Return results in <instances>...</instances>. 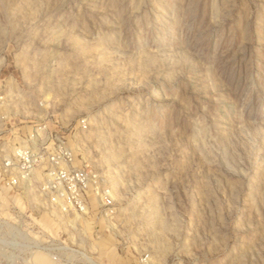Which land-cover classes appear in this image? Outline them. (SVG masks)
I'll return each instance as SVG.
<instances>
[{
    "label": "rangeland",
    "instance_id": "obj_1",
    "mask_svg": "<svg viewBox=\"0 0 264 264\" xmlns=\"http://www.w3.org/2000/svg\"><path fill=\"white\" fill-rule=\"evenodd\" d=\"M22 148L0 264H264V0H0V158ZM58 148L83 210L42 189Z\"/></svg>",
    "mask_w": 264,
    "mask_h": 264
},
{
    "label": "built area",
    "instance_id": "obj_2",
    "mask_svg": "<svg viewBox=\"0 0 264 264\" xmlns=\"http://www.w3.org/2000/svg\"><path fill=\"white\" fill-rule=\"evenodd\" d=\"M11 155L13 156L10 157ZM11 155L5 159L0 158V180H3L6 186L16 187L20 181L35 175V171L38 170L37 167H33V159L36 160L38 157L39 160L42 155L24 148L14 149ZM51 156H53V162L49 157V164L41 172L42 189L51 193L49 198L55 206L70 205L73 207L76 205L79 209L82 207L83 210L89 202V195L86 191L90 184V178L82 169L72 170L66 167L63 163L68 164L71 160L59 148ZM64 206L61 208H65Z\"/></svg>",
    "mask_w": 264,
    "mask_h": 264
},
{
    "label": "bare ground",
    "instance_id": "obj_3",
    "mask_svg": "<svg viewBox=\"0 0 264 264\" xmlns=\"http://www.w3.org/2000/svg\"><path fill=\"white\" fill-rule=\"evenodd\" d=\"M168 229H169V227H168ZM160 236V235H159ZM157 237V236H156Z\"/></svg>",
    "mask_w": 264,
    "mask_h": 264
}]
</instances>
